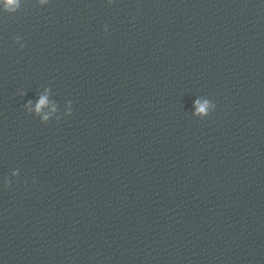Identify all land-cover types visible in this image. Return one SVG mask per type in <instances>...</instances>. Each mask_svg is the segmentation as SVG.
Listing matches in <instances>:
<instances>
[{"label":"clouds","instance_id":"clouds-1","mask_svg":"<svg viewBox=\"0 0 264 264\" xmlns=\"http://www.w3.org/2000/svg\"><path fill=\"white\" fill-rule=\"evenodd\" d=\"M21 2L22 0H0V4L3 5V9L2 11L5 13H9V14H14L16 13L20 7H21ZM114 2V0H108V4L111 5ZM50 3V0H38V6L43 7L45 5H48ZM103 31L107 34L108 32V25L104 24L103 25ZM14 42L19 44V49L22 51L25 48V44L24 43H20V41H22V38L20 36H15L14 38ZM19 95H23V93H18ZM49 103L47 96H41L39 98L38 103L35 105V109L34 112L36 114V116H40L43 108ZM31 104L32 102L29 101L27 105H25V108L28 109V114L30 115L33 111V109L31 108ZM216 108V104L212 101H210L209 99H196L195 101V112L193 113L194 116L200 118V119H205L207 118L212 112L215 111ZM56 109L55 107L53 108V112H55ZM73 114V105L72 102L69 101L68 104V109L67 111L63 114V116H56L55 117V121L59 122L62 118L64 117H68L71 116ZM50 121V115H43L40 118V122L42 124H48ZM19 173V169H17L16 171H14L12 173L13 176H17L16 182L20 183L19 180V176L17 175ZM4 187L5 188H9L12 186V180L9 178H4ZM23 183L26 185L28 182L27 180L23 181ZM33 183H35V181L33 180Z\"/></svg>","mask_w":264,"mask_h":264}]
</instances>
